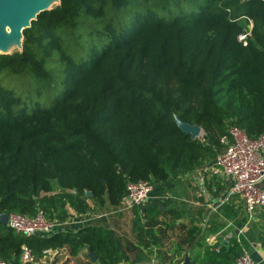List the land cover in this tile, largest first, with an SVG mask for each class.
Wrapping results in <instances>:
<instances>
[{
    "label": "trees",
    "instance_id": "obj_1",
    "mask_svg": "<svg viewBox=\"0 0 264 264\" xmlns=\"http://www.w3.org/2000/svg\"><path fill=\"white\" fill-rule=\"evenodd\" d=\"M24 35L22 51L0 53V212L65 220L88 199L119 205L128 182L213 163L233 125L264 133V0H61ZM24 79L52 104L18 96ZM176 114L204 136L183 132ZM156 208L133 207L136 231ZM23 245L122 259L104 225L27 236L0 223V258L22 264ZM208 245L201 264H235L243 251L235 239Z\"/></svg>",
    "mask_w": 264,
    "mask_h": 264
},
{
    "label": "crops",
    "instance_id": "obj_2",
    "mask_svg": "<svg viewBox=\"0 0 264 264\" xmlns=\"http://www.w3.org/2000/svg\"><path fill=\"white\" fill-rule=\"evenodd\" d=\"M204 168L154 183L146 203L149 207H157L153 220L143 221L145 225L137 231L134 229V209L127 207L124 200L119 205H112L88 199L89 209L85 211L68 205L69 216L100 215L88 224L104 225L113 232L122 247V259L116 264H181L187 255L190 264H201L197 255H203L207 244L212 246L208 241L211 234L218 237L217 244L235 239L257 264H264V207H258L250 214L236 196L222 204L221 198L226 194L229 182L224 177L205 172ZM262 187L264 189V183ZM194 225L198 227L196 230ZM200 228L205 229L204 233ZM53 252L51 261L40 264H71L70 261L90 264L87 250L73 255L65 246L53 249Z\"/></svg>",
    "mask_w": 264,
    "mask_h": 264
},
{
    "label": "built area",
    "instance_id": "obj_3",
    "mask_svg": "<svg viewBox=\"0 0 264 264\" xmlns=\"http://www.w3.org/2000/svg\"><path fill=\"white\" fill-rule=\"evenodd\" d=\"M251 27L253 21L250 20ZM250 31L240 35V39L246 42ZM225 146L219 151L213 163L205 166L204 171L213 175L224 177L229 182L226 194L221 198L225 204L234 196L239 197L248 213H253L256 208L264 207V133L257 137H251L240 126L233 125L229 128L228 136L223 137ZM198 177V175H197ZM128 194L124 199L127 207L142 206L147 203L153 184L148 180L128 182ZM80 218L69 216L65 220L47 217L43 208H38L34 215L19 212L10 213L9 227L18 233L27 236H48L57 231H77L88 224V221L100 218V215L80 214ZM208 241L216 251L220 250L218 237L211 234ZM56 249V248H53ZM48 248L43 251L41 257L36 256L31 247L23 245L20 261L22 264H40L51 261L54 252ZM90 264H99L88 257ZM42 260H46L43 262ZM71 264H76L70 261ZM0 264H9L0 258ZM235 264H257L251 255L243 250L237 256Z\"/></svg>",
    "mask_w": 264,
    "mask_h": 264
},
{
    "label": "water",
    "instance_id": "obj_4",
    "mask_svg": "<svg viewBox=\"0 0 264 264\" xmlns=\"http://www.w3.org/2000/svg\"><path fill=\"white\" fill-rule=\"evenodd\" d=\"M61 3V0H0V53L11 54L14 50H23L25 40L24 30L31 27L32 21L44 11L51 10ZM176 122L181 130L190 134L192 138L200 137L203 128L199 124H191L183 121L178 114ZM87 195L92 192L87 190ZM146 204L142 205V210ZM9 212H0V223L9 224ZM9 226V225H8ZM87 256L94 262L98 261L96 252L87 248ZM187 255L181 264H190Z\"/></svg>",
    "mask_w": 264,
    "mask_h": 264
},
{
    "label": "rangeland",
    "instance_id": "obj_5",
    "mask_svg": "<svg viewBox=\"0 0 264 264\" xmlns=\"http://www.w3.org/2000/svg\"><path fill=\"white\" fill-rule=\"evenodd\" d=\"M179 7H181V9L183 8L184 10H188L190 7H188V5L186 4V2L183 5H179ZM19 51V50H14V52ZM4 74L0 77V82L1 84L3 83L4 85L8 86L7 84H5V82L3 81L4 79ZM27 83V80L24 79ZM12 87V86H10ZM15 93L20 96L23 97L25 95H31L32 99L35 98L37 101H40V104L43 107H48L52 104V97L50 95V92L46 93L45 96L39 98L37 95H39L38 93V89L36 86H33V84L31 82L27 83V85H24L23 83H17L16 87H13ZM62 88V87H61ZM205 134L204 130L202 132V134L200 135V137H203ZM170 180V179H169ZM167 180V181H169ZM100 211V210H99Z\"/></svg>",
    "mask_w": 264,
    "mask_h": 264
}]
</instances>
